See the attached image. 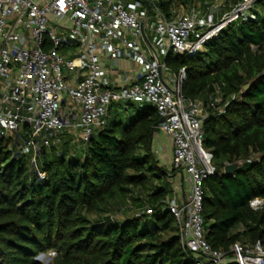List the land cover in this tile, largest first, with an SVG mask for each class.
Wrapping results in <instances>:
<instances>
[{"label":"trees","instance_id":"obj_1","mask_svg":"<svg viewBox=\"0 0 264 264\" xmlns=\"http://www.w3.org/2000/svg\"><path fill=\"white\" fill-rule=\"evenodd\" d=\"M158 1L170 18L172 11L204 16L219 0ZM240 1L226 0L224 12ZM165 64L175 75L186 69L183 96L202 102L210 115L203 145L217 173L204 183L207 242L226 253L235 243L264 248V207L250 206L264 201V0L203 51L170 52ZM159 120L149 104H113L108 125L81 140L75 154L70 134L39 152L20 141L11 149L0 139V264H43L38 257L50 252L49 264H195L167 209L175 171L155 155ZM237 163L238 173L226 176L224 169ZM114 206L136 214L120 221Z\"/></svg>","mask_w":264,"mask_h":264},{"label":"built area","instance_id":"obj_2","mask_svg":"<svg viewBox=\"0 0 264 264\" xmlns=\"http://www.w3.org/2000/svg\"><path fill=\"white\" fill-rule=\"evenodd\" d=\"M256 1L242 0L220 17L210 12L220 7L212 6L202 18L180 11L169 18L158 0H0V138L18 143L26 135L25 145L39 152L59 146L67 129L83 130L80 139L88 140L108 125L113 104H149L164 119L159 131L172 140L170 171L184 175L188 186L182 202L166 201L183 251L195 264H264L260 242L235 243L229 253L207 242L204 183L217 173L203 145L210 115L202 102L183 96L186 69L168 80L172 72L160 60L162 49L188 57L203 51ZM106 59L130 61L140 71L121 75L115 88ZM250 206L261 210L264 201Z\"/></svg>","mask_w":264,"mask_h":264},{"label":"crops","instance_id":"obj_3","mask_svg":"<svg viewBox=\"0 0 264 264\" xmlns=\"http://www.w3.org/2000/svg\"><path fill=\"white\" fill-rule=\"evenodd\" d=\"M217 2L218 1L214 2L213 6H217L221 8L220 11H217V14H220L224 10V8L227 7V4L217 3ZM147 33L151 40L155 39V35L153 34L151 29L148 30ZM169 53L170 52H168L167 50L162 49L160 51V60L162 62H165V59ZM105 66L107 69H109V78L115 85L114 86L115 88L119 87L120 85L119 77L121 75H126L132 78L135 75H137L140 71V67L137 64H134L127 60H120L114 65L109 59H106ZM175 77L176 75L174 73H171V75L167 76V79L172 81ZM116 108L117 107H115L113 111ZM113 114L114 113H111V117L113 116ZM68 132H70L71 137L74 138L75 136V137L80 138V135L82 134L83 130H78V131L70 130ZM161 134L163 133L160 132L155 138L154 150L157 155V160L160 162V165L169 171L171 170V166H172V150H173L172 140L169 136H166V134L164 135L163 138H159ZM171 183L173 186L172 197H175L178 199L179 202H182L188 191V186L186 182L184 181V175L180 173L175 174L173 178L171 179Z\"/></svg>","mask_w":264,"mask_h":264},{"label":"rangeland","instance_id":"obj_4","mask_svg":"<svg viewBox=\"0 0 264 264\" xmlns=\"http://www.w3.org/2000/svg\"><path fill=\"white\" fill-rule=\"evenodd\" d=\"M217 3H225L226 4V0H219ZM228 5V4H227ZM196 15V17H198V18H202L203 17V15L202 14H195ZM153 40V39H152ZM68 104L69 103H66L65 104V106L66 107H68ZM68 131H70L69 129H67ZM67 130H65V131H67ZM64 132L65 134H70V132ZM164 133L163 134H161L160 136H159V138H163L164 137ZM167 136V135H166ZM0 139H2V138H0ZM27 139H29L28 137H26V135H23V138L20 140V144L21 145H23L24 147L26 146L25 145V142H26V140ZM82 139H80V138H78V137H75L74 136V141L72 142V154H75V152L78 150H80V149H82L83 148V145H82V141H81ZM39 142H40V140H39ZM14 142H10V144H9V147L12 149L13 147H14ZM60 146V145H59ZM31 150H33L32 149V147L30 146L29 147ZM61 147H59V149H60ZM74 148H75V150L76 151H74ZM17 151H20L19 150V148H18V150ZM25 151H29L28 149H26ZM155 155H156V153H155ZM156 157H157V155H156ZM112 211H113V217L114 218H116V219H118V220H120V221H124V220H126V219H130V218H133L134 216H135V214H136V212H135V209L133 208V207H131V206H129V207H118V206H114V207H112ZM42 256V255H41ZM41 256H39L38 257V261H40L41 263H43V264H49V263H51L52 262V260H53V258L55 257V255H54V253L53 252H50L49 254H47V255H44L43 257H41Z\"/></svg>","mask_w":264,"mask_h":264},{"label":"water","instance_id":"obj_5","mask_svg":"<svg viewBox=\"0 0 264 264\" xmlns=\"http://www.w3.org/2000/svg\"><path fill=\"white\" fill-rule=\"evenodd\" d=\"M221 8H211V13L212 14H215L217 13V11H220ZM254 82H250L247 86H245L244 90L247 91L249 90V88L251 87V85L253 84ZM164 122V119H160L159 120V124L160 123H163ZM241 166V163H237V164H233V165H228L225 169H224V174L226 176H231V175H234L236 173H238L239 171V167ZM44 255H42L41 257H43Z\"/></svg>","mask_w":264,"mask_h":264}]
</instances>
